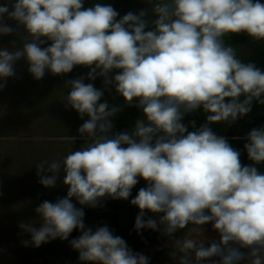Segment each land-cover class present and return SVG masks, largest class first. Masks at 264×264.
<instances>
[{
  "label": "clouds",
  "instance_id": "9594fccd",
  "mask_svg": "<svg viewBox=\"0 0 264 264\" xmlns=\"http://www.w3.org/2000/svg\"><path fill=\"white\" fill-rule=\"evenodd\" d=\"M150 8L119 17L111 4L84 6V0H5L0 4V37L16 35L20 46L0 48V91L17 78L23 59L34 80L46 73L63 76L76 67L86 76L64 82L59 101L84 120V141L63 157L35 163L45 188L62 183L67 194L35 208L37 220L21 222L30 235L22 241L39 248L69 241L80 264H150L105 225H85L84 208L128 200L140 179L146 182L130 203L139 209L134 230L150 229L172 241L177 264H264V126L245 137L251 162L209 126H231L264 105V71L243 63L232 34L264 41V3L260 0H147ZM155 18L149 19V16ZM7 21H14L11 26ZM151 26L150 30L149 27ZM48 45V46H44ZM102 78L103 88L93 83ZM109 86L124 106L101 102ZM136 107L143 118L130 131L114 132L113 118ZM203 109L206 122L194 131L184 117ZM74 142L77 137H70ZM73 198L80 205L73 203ZM152 213L158 219L148 216ZM39 223V227L35 224ZM218 240L205 246L204 226ZM184 230L181 237L175 234ZM247 249L248 251H242Z\"/></svg>",
  "mask_w": 264,
  "mask_h": 264
},
{
  "label": "rangeland",
  "instance_id": "374dc122",
  "mask_svg": "<svg viewBox=\"0 0 264 264\" xmlns=\"http://www.w3.org/2000/svg\"><path fill=\"white\" fill-rule=\"evenodd\" d=\"M95 1L84 0V2ZM117 1L122 2V0ZM4 2L5 0H0V4ZM260 2L264 3V0H260ZM118 6L116 7L118 8ZM144 8H150L147 0H137L134 8L119 12L118 19L129 11L138 12ZM152 18L155 17L150 14L149 19ZM150 29L151 26L147 30ZM226 43L237 49L238 58L243 63H254L264 71V41H253L246 34H232L226 37ZM88 71V68L76 67L75 77H73L72 72L66 74V77L58 76V84L62 87L66 80L86 76ZM17 76L21 77L19 73ZM20 80L21 78H9L7 86L3 91H0V264H80L78 256L73 258L75 250L69 244V241L74 238V232L78 230L71 233L69 241L56 239L41 245L39 248L31 245L25 247L22 241L30 240L31 237L19 228V224L37 220L35 208L38 207V202L37 199L30 196L32 188L37 187L39 194L45 192L53 202L57 198L66 196L68 189L62 183L63 171L59 174L56 187L45 188L38 183L39 177L36 175L35 163L45 158L63 157L69 151L79 149L84 141L79 138L78 128L88 117L85 116L84 120H81L76 111L65 110L63 103L59 101L62 92H57L58 95L56 96H49V93L41 96L47 91L44 83L42 88L40 85L29 92L25 86L26 82L23 79ZM99 80L98 77L94 81V86L97 89L102 88L101 85H98ZM110 88L111 86H109ZM65 91L64 95H67L69 89ZM109 91H105V93L108 92L109 97H103L101 102L106 100L110 106H124L123 98L117 94L112 95ZM19 94H21V100H25L23 102L25 106L19 105ZM38 98H42V101L46 100L47 104L53 105L50 116L43 112L44 109L40 110L39 114L34 110V106L38 108L37 105H40ZM29 104H31L30 109L27 107ZM206 116L207 113H204L203 109H198L194 113L186 115L183 123L189 126V131H194L195 129L191 127L190 122L195 121L196 128H199L206 122ZM254 116L258 117L259 126H264V105H259L255 101L252 111L238 119L233 125L214 123L209 126L218 136H225L229 133L239 135L241 125ZM141 118H143V114L140 109L123 107V110L113 118V131H130L136 120ZM72 136L77 137L74 142L70 139ZM142 187H146V182L140 179L139 183L132 189V194L128 200H116L119 205L120 237L127 242V245L149 230H141L139 235L134 230L135 217L139 209L132 206L130 201ZM73 203L77 206L74 198ZM147 215L155 219L159 218L152 213ZM84 221L86 227L92 228L93 231L97 227L105 225L112 230V224L106 219H94L85 216ZM35 226L39 227V223L37 222ZM204 228L205 246L207 247L211 240H218L219 236L212 230L211 224L205 225ZM183 234L184 230H181L175 236L178 238ZM171 245V239L159 233L139 253L148 256L150 264H177L170 256V252L173 251ZM242 251L247 252L248 250L242 249Z\"/></svg>",
  "mask_w": 264,
  "mask_h": 264
},
{
  "label": "trees",
  "instance_id": "16d2710c",
  "mask_svg": "<svg viewBox=\"0 0 264 264\" xmlns=\"http://www.w3.org/2000/svg\"><path fill=\"white\" fill-rule=\"evenodd\" d=\"M137 0H122V2L117 1V0H96L95 2H84V6L85 7H91L96 3H101V4H111L117 11L119 12H125L127 11L126 9L128 8H134V5L136 4ZM119 6H118V5ZM130 4V6H129ZM118 6V8L116 7ZM137 9V7H135ZM135 12V11H133ZM11 26H15V22L14 21H7ZM12 41H16V45L20 46L21 41L20 39L16 36V35H9V36H2L0 37V48L3 47H11ZM44 46H48V45H44ZM27 63L21 59L20 61L17 62V64L15 65L16 68V73L19 75H21V80L22 79L26 82V89H29V92L31 89L36 88L37 86L41 85V88L43 87V83H44V87L45 90H47L46 92L43 93L47 94L49 93V96H56L58 95L57 92H62V93H66V89L64 88V86H60L58 84L57 78L58 76H53L50 73H46L45 77L40 80V81H36L33 79V77L28 73L27 71ZM75 68L72 71L73 77H75ZM24 76V77H23ZM61 77H66V74L61 76ZM63 79V78H62ZM74 79V78H72ZM100 82H98V85H101L103 88V80L102 78H100L99 80ZM86 83H93L94 81H89V80H85ZM23 89V88H22ZM25 89V88H24ZM26 91V90H25ZM112 93V95H116L115 93V88L111 86L109 93ZM19 105L20 106H25V104H23V102L25 100H21V94H19ZM105 97H109L108 92H106L104 94V98ZM38 100H40V105H37V107H33L34 110L39 114L40 110L44 109V113L46 112L47 115L50 116L51 111H53V105H49L47 104L46 100L42 101V98H38ZM29 103V101H28ZM31 104H29L27 107L30 109ZM258 117L254 116L252 118H249L246 122H244L241 127H240V131H239V135H235L234 133H229L227 135H225L224 137H226L228 139L229 144L237 149L238 151L241 152V163L244 165H248L251 162L249 161L248 157H247V153L244 150V144L247 143L248 141L245 139V137L247 136V134L256 127H260L258 124ZM258 171H260L261 173H264V164L261 165H257ZM39 183V182H38ZM40 184V183H39ZM30 196L34 199H37L38 202V206L45 200L53 202L48 195L44 192L39 194L37 187L32 188L30 191ZM77 206L80 207V205L77 203ZM84 212H85V216L86 217H90V218H94V219H106L108 220L111 224H112V231L114 235L120 236L121 235V231H120V215H119V205L116 202V200H111L108 199L106 201L103 202V207H97L95 209L92 208H84ZM159 234V232L153 231V230H148L146 231L143 235L139 236L138 238H136L135 240H133L132 242H130L128 244V246L134 251V252H140L142 248H144L145 246H147L148 244H150L155 238L156 236ZM80 235L79 231H75L74 232V238H77ZM78 256V252H74V256L73 258Z\"/></svg>",
  "mask_w": 264,
  "mask_h": 264
}]
</instances>
